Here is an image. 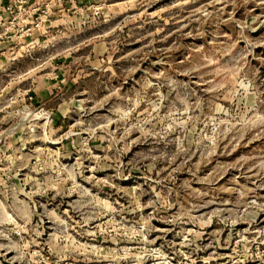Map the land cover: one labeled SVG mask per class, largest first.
Masks as SVG:
<instances>
[{
    "label": "rangeland",
    "instance_id": "obj_1",
    "mask_svg": "<svg viewBox=\"0 0 264 264\" xmlns=\"http://www.w3.org/2000/svg\"><path fill=\"white\" fill-rule=\"evenodd\" d=\"M0 264H264V0H0Z\"/></svg>",
    "mask_w": 264,
    "mask_h": 264
}]
</instances>
